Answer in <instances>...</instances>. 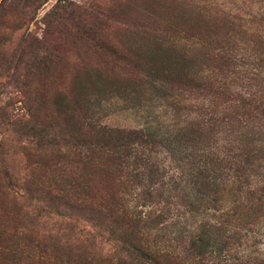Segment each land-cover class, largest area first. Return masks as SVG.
<instances>
[{"label": "rangeland", "instance_id": "obj_1", "mask_svg": "<svg viewBox=\"0 0 264 264\" xmlns=\"http://www.w3.org/2000/svg\"><path fill=\"white\" fill-rule=\"evenodd\" d=\"M226 48L242 59L222 67ZM248 63L264 69V0H0V264H94L117 228L172 251L256 234L264 251V115L208 90L218 68ZM215 113L230 124L204 126ZM105 143L144 157L108 177ZM141 164L159 168L154 193ZM102 196L147 226L77 206Z\"/></svg>", "mask_w": 264, "mask_h": 264}, {"label": "trees", "instance_id": "obj_2", "mask_svg": "<svg viewBox=\"0 0 264 264\" xmlns=\"http://www.w3.org/2000/svg\"><path fill=\"white\" fill-rule=\"evenodd\" d=\"M221 54L220 58L225 60L222 67L231 65L236 59H242L241 57H237L238 54L234 53V50L231 48L223 49ZM256 58L255 56V59ZM259 66L262 67L261 65ZM259 66L249 64L247 67L243 66V68L239 70H230L229 68L223 70L218 68V73L213 77V81L210 82V85H208V90L214 93L213 97L215 99L225 102L226 106L223 110L228 109L230 112L231 109L233 111L238 110V112L242 111L240 114L242 117L254 111H258L261 115H264V94L262 88L260 87L258 90L257 88L253 90V87L259 85L257 83H261V86L264 85V76L262 75L264 69H261ZM255 81L257 83H255ZM223 110L219 111V113H222ZM255 117L258 118L257 115H255ZM216 122L221 124L225 122V119L216 117L215 113L211 115L210 121L207 120L202 123L204 126H209ZM230 122L231 118L225 123L230 124ZM109 131L119 140H140L147 142V140H145L147 138L148 140L151 139L149 141L150 143L155 141L153 140L155 135L138 129L125 130L111 128ZM120 147L121 146L117 149H113L106 143L100 146V155L102 153L107 154L109 161L107 164L112 167L107 168L105 171L101 170V174L109 177L110 175H114L115 172L120 171L119 169L122 167V163H129V159L132 156L135 157L136 164L140 163V159L144 157L143 154L136 153L135 151L137 150L130 151L127 148L121 150ZM230 150L231 149H228L225 144H222L217 154H215L216 159L220 161L227 160L231 156ZM203 164V166H205L206 162H203ZM197 168L200 167L198 166ZM158 169V166L154 167V165L150 167L143 164L136 166V176L142 175L149 186L153 188L150 193H154V191L158 189L154 186L158 184V177L160 174L157 173ZM230 171L232 172V174H228L230 176V181L233 184L241 182L240 178L242 177V171L238 168H233ZM77 206L89 210V213L98 214L100 217L103 215V212L106 211L114 225L116 224L117 226L130 225L132 227V224H136L134 226H142L144 222H146L145 226H147V222L150 218V215L147 217L145 216L147 219L129 216V213L123 209L122 204L116 201L114 196L110 198L102 196L97 200L83 201L78 203ZM100 217L97 218L98 221ZM161 217L162 216L159 218ZM223 223L226 222L221 216L218 225ZM80 226L94 227L98 226V224L90 219L87 220L86 224ZM78 228L81 233L87 234L90 237L95 238L98 236V234L94 233L93 228L89 230L87 227L82 229L80 227ZM111 234L112 242L109 243L107 248H103L108 250L106 252H101L98 261L93 260L94 264H264V251L260 247H256V234L247 236L246 242L239 244L237 247L234 246L235 236L233 235H229L227 240H215L212 244L206 242L202 237H199L191 240L190 244L177 246L178 252L144 244L143 236L138 237L140 231H133V234L128 235L125 231L123 232L120 228H117ZM181 239L184 238L178 236V240Z\"/></svg>", "mask_w": 264, "mask_h": 264}]
</instances>
